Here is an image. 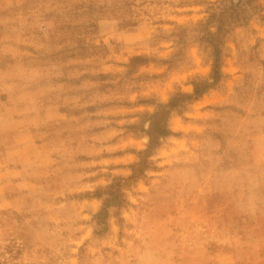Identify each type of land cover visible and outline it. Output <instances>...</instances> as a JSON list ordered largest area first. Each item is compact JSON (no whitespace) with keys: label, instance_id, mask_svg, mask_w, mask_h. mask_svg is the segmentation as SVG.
Here are the masks:
<instances>
[{"label":"rangeland","instance_id":"374dc122","mask_svg":"<svg viewBox=\"0 0 264 264\" xmlns=\"http://www.w3.org/2000/svg\"><path fill=\"white\" fill-rule=\"evenodd\" d=\"M0 264H264V0H0Z\"/></svg>","mask_w":264,"mask_h":264},{"label":"trees","instance_id":"16d2710c","mask_svg":"<svg viewBox=\"0 0 264 264\" xmlns=\"http://www.w3.org/2000/svg\"><path fill=\"white\" fill-rule=\"evenodd\" d=\"M216 33H211L209 34L210 38H212L214 40V38L216 37ZM213 43H215L213 50L215 52V62H214V67H213V71H212V80L213 83H208L207 81H203L199 84H196L195 86V95H201L203 94L208 88H210L213 84H215L218 79H219V51H218V45H217V41H212ZM188 98V97H187ZM170 106H173V103L170 104ZM168 107V105H160V112L156 113L155 117L159 116L161 113H164L166 111V108ZM168 135H170V131L167 129L165 123H161V125L152 122V124L150 125L149 131H148V136L150 139V146L148 147L149 149H152L154 144H158V140L159 139H164L165 137H167Z\"/></svg>","mask_w":264,"mask_h":264}]
</instances>
